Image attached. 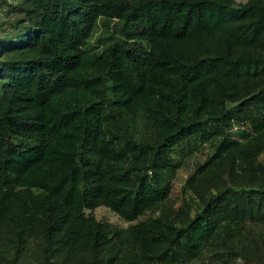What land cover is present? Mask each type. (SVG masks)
Listing matches in <instances>:
<instances>
[{
	"label": "trees",
	"instance_id": "trees-1",
	"mask_svg": "<svg viewBox=\"0 0 264 264\" xmlns=\"http://www.w3.org/2000/svg\"><path fill=\"white\" fill-rule=\"evenodd\" d=\"M12 1L26 7L0 39V264H191L213 250L264 264L248 226L264 224V0L0 9ZM159 4L174 31L153 25ZM194 136L215 150L166 209L172 153ZM237 165L244 188L227 180ZM100 206L131 225L85 214Z\"/></svg>",
	"mask_w": 264,
	"mask_h": 264
},
{
	"label": "rangeland",
	"instance_id": "rangeland-1",
	"mask_svg": "<svg viewBox=\"0 0 264 264\" xmlns=\"http://www.w3.org/2000/svg\"><path fill=\"white\" fill-rule=\"evenodd\" d=\"M22 1V0H21ZM247 0H235L236 3H244ZM6 6L0 9V39L15 37L17 35L16 29L12 26L17 19L21 17L26 6H23L21 2L12 1ZM10 9V12H5ZM12 9L14 11H12ZM178 20L175 9L171 8L170 5L159 4L152 8L151 21L156 27L157 31H174L176 28V21ZM241 125H236L232 129L233 136L235 139L243 142V138L236 133L238 129H242ZM217 142L211 140L208 142L201 141L197 136L191 137L189 140L180 143L172 153V160L174 163L179 164V168L176 171L175 178L170 183V190L168 196L163 201L162 205L166 209H177L181 206L183 199L188 196L185 193V186L188 180L194 175L197 168L203 164L208 157H210L216 146ZM234 187L244 188L248 186L244 182L242 177V171L240 166L237 165V173L231 178H227ZM92 213L98 221L107 222L111 225L118 226L120 228H127L131 225L122 220L117 214L112 212L110 209L100 206L93 210H86L85 214ZM252 234L264 233V224H249ZM250 234L245 238L244 243L248 242ZM241 244V245H242ZM260 248L263 249L262 244H259ZM221 251V248H218ZM215 251L205 252L200 259L193 261L191 264H244L240 258H235L234 255L214 254ZM264 260V256H263Z\"/></svg>",
	"mask_w": 264,
	"mask_h": 264
}]
</instances>
